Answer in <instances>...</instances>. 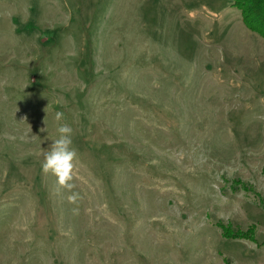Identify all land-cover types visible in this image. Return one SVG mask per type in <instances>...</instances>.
I'll return each instance as SVG.
<instances>
[{
  "label": "rangeland",
  "instance_id": "1",
  "mask_svg": "<svg viewBox=\"0 0 264 264\" xmlns=\"http://www.w3.org/2000/svg\"><path fill=\"white\" fill-rule=\"evenodd\" d=\"M243 11L0 0V264H264V39ZM64 123L78 215L41 171Z\"/></svg>",
  "mask_w": 264,
  "mask_h": 264
},
{
  "label": "clouds",
  "instance_id": "2",
  "mask_svg": "<svg viewBox=\"0 0 264 264\" xmlns=\"http://www.w3.org/2000/svg\"><path fill=\"white\" fill-rule=\"evenodd\" d=\"M63 119V113L57 112L55 120L57 122ZM57 137L51 143L44 155L41 164V171L45 175H51L55 178L57 193L66 191L71 193L67 196L69 203L77 205L72 209L73 215L79 214L78 201L81 199L78 192H74L75 187L72 182L74 179V161L77 160V152L73 147V130L67 123L58 124L56 129Z\"/></svg>",
  "mask_w": 264,
  "mask_h": 264
},
{
  "label": "trees",
  "instance_id": "3",
  "mask_svg": "<svg viewBox=\"0 0 264 264\" xmlns=\"http://www.w3.org/2000/svg\"><path fill=\"white\" fill-rule=\"evenodd\" d=\"M233 1L240 10L243 11V9H245V11H243L244 13L242 12V22L244 25H246L250 31L258 34L264 39V0Z\"/></svg>",
  "mask_w": 264,
  "mask_h": 264
}]
</instances>
